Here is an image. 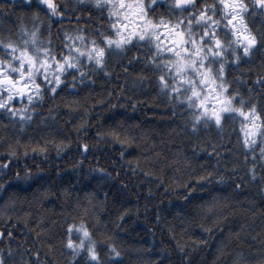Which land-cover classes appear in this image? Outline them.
I'll list each match as a JSON object with an SVG mask.
<instances>
[{
    "label": "trees",
    "instance_id": "trees-1",
    "mask_svg": "<svg viewBox=\"0 0 264 264\" xmlns=\"http://www.w3.org/2000/svg\"><path fill=\"white\" fill-rule=\"evenodd\" d=\"M244 2V22L257 43L246 56L238 50L235 63L226 57L227 94L235 91L264 112V10ZM54 3L67 5V12L58 8L64 19L48 21L37 0H0V37H15L20 23L30 28V12L40 17V37L57 51L64 33L78 28L111 35L107 9L89 0ZM167 3L155 0L148 16L172 19ZM195 3L199 8L201 0ZM150 54L147 44L132 42L107 54L102 69L83 65L90 80L68 73L54 95L43 93L30 105L23 127L0 109L4 264H89L86 252L66 247L69 238L80 243L75 230L66 231L69 224L88 228L103 264H264L259 138L245 148L238 115L193 130L188 112L159 91Z\"/></svg>",
    "mask_w": 264,
    "mask_h": 264
},
{
    "label": "snow or ice",
    "instance_id": "snow-or-ice-1",
    "mask_svg": "<svg viewBox=\"0 0 264 264\" xmlns=\"http://www.w3.org/2000/svg\"><path fill=\"white\" fill-rule=\"evenodd\" d=\"M92 3L107 9L110 23L106 27L111 35L101 29L96 30V36L84 35L78 28L75 35L64 33L61 50L57 51L50 40L40 37V17L36 12H30V28L20 23L15 37H0V109L18 117L23 127L32 116L30 105L40 102L43 93L54 95L64 82L62 77L75 72L83 83L91 79L83 65L90 62L95 68L102 69L107 54L125 50L132 42H144L151 53L146 62L154 73H158L155 79L159 91L188 112V122L193 130L204 123L219 126L224 114L238 115L244 121L241 128L245 148L255 146L259 138L260 159L264 163V112H257L251 100L245 101L235 91L229 96L227 93L231 89L224 74L227 56L235 63L238 50L240 55L246 56L257 43L256 36L244 22L248 8L244 0H216L215 4L201 0L199 8L195 0H168L167 9L173 17L170 20L163 16H148V10L155 7V0H148L147 4L144 0H92ZM252 3L264 10V0H252ZM37 7L43 8L48 21L64 19L58 11L60 7L64 12L69 11L67 5H57L54 0H37ZM188 8L194 10L186 12ZM48 30L50 32V24ZM161 35L165 40H160ZM72 79L75 83L77 77ZM18 98L22 106L13 107ZM234 100L247 105L246 109L235 106ZM80 147L86 149L87 145ZM0 167L4 165L0 164ZM29 175L25 169L23 179ZM73 230L79 235L80 243L69 238L66 247L72 249L74 255L78 250L86 252L89 264H103L88 228L67 225L66 231L71 233ZM108 247L118 255L111 245ZM8 253L11 255V248ZM0 264H4L3 259Z\"/></svg>",
    "mask_w": 264,
    "mask_h": 264
},
{
    "label": "rangeland",
    "instance_id": "rangeland-1",
    "mask_svg": "<svg viewBox=\"0 0 264 264\" xmlns=\"http://www.w3.org/2000/svg\"><path fill=\"white\" fill-rule=\"evenodd\" d=\"M83 1H88V0H83ZM89 1H92V0H89ZM160 40L163 41L165 40V37L163 35L160 36ZM17 100H20L19 98Z\"/></svg>",
    "mask_w": 264,
    "mask_h": 264
}]
</instances>
